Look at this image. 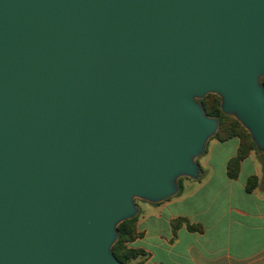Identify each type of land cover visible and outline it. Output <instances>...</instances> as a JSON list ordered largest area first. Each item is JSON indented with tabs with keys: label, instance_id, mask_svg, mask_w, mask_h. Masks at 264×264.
I'll return each instance as SVG.
<instances>
[{
	"label": "water",
	"instance_id": "water-1",
	"mask_svg": "<svg viewBox=\"0 0 264 264\" xmlns=\"http://www.w3.org/2000/svg\"><path fill=\"white\" fill-rule=\"evenodd\" d=\"M264 0H0V264H124L119 226L198 180L220 98L264 152Z\"/></svg>",
	"mask_w": 264,
	"mask_h": 264
},
{
	"label": "crops",
	"instance_id": "crops-1",
	"mask_svg": "<svg viewBox=\"0 0 264 264\" xmlns=\"http://www.w3.org/2000/svg\"><path fill=\"white\" fill-rule=\"evenodd\" d=\"M240 146L239 137L211 139L198 180L166 202L139 205L140 237L130 247L145 252V264H264V152L251 151L233 179L228 165ZM180 219L202 231L175 229Z\"/></svg>",
	"mask_w": 264,
	"mask_h": 264
},
{
	"label": "trees",
	"instance_id": "trees-1",
	"mask_svg": "<svg viewBox=\"0 0 264 264\" xmlns=\"http://www.w3.org/2000/svg\"><path fill=\"white\" fill-rule=\"evenodd\" d=\"M264 83V79L262 80ZM217 98V103H212L211 100ZM206 114L212 118H218L220 121V129L218 134L213 139H218L220 141H226L228 139L239 137L241 139V146L238 155L231 159L228 165L229 176L233 179L237 178L240 173L242 161L250 154L251 151L257 150L250 134L242 127V125L233 117L226 116L221 112L220 104L221 100L217 96L209 95L204 100L201 101ZM181 179L179 181L182 184ZM256 186V181L254 179L249 180L248 190L252 191ZM182 189V186H181ZM137 216L132 220H128L119 226L120 237L118 242L115 244L113 250L115 256L124 264H131L142 258V262L138 261L137 264H145L146 254L142 250L134 249L130 247L137 238L140 237L137 228ZM186 225L190 231H202V227L190 224L187 220L180 219L174 223V228L178 229L182 225Z\"/></svg>",
	"mask_w": 264,
	"mask_h": 264
},
{
	"label": "rangeland",
	"instance_id": "rangeland-1",
	"mask_svg": "<svg viewBox=\"0 0 264 264\" xmlns=\"http://www.w3.org/2000/svg\"><path fill=\"white\" fill-rule=\"evenodd\" d=\"M214 96H216V95H214ZM218 97V96H217ZM219 98V97H218ZM208 102L209 101H211L212 103H217L218 102V99L217 98H213V99H211V100H207ZM202 158V157H201ZM199 162V161H198ZM185 180H188L187 178H184L183 180H182V183L185 181ZM182 186V184L180 185V187ZM145 203L146 202H144V201H137V205L139 206V205H141V204H144L145 205ZM138 261H140V262H142V258L141 259H139V260H137L136 262H132L131 264H137V262Z\"/></svg>",
	"mask_w": 264,
	"mask_h": 264
}]
</instances>
